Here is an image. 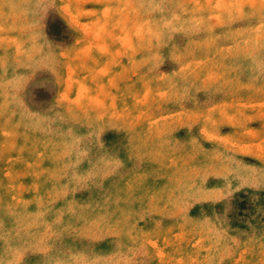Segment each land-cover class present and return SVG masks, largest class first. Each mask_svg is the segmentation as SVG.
<instances>
[{"label": "rangeland", "instance_id": "rangeland-1", "mask_svg": "<svg viewBox=\"0 0 264 264\" xmlns=\"http://www.w3.org/2000/svg\"><path fill=\"white\" fill-rule=\"evenodd\" d=\"M0 264H264V0H0Z\"/></svg>", "mask_w": 264, "mask_h": 264}]
</instances>
